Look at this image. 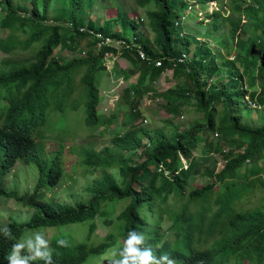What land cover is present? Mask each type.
<instances>
[{
	"label": "trees",
	"instance_id": "16d2710c",
	"mask_svg": "<svg viewBox=\"0 0 264 264\" xmlns=\"http://www.w3.org/2000/svg\"><path fill=\"white\" fill-rule=\"evenodd\" d=\"M48 1H42L43 8L39 12L35 0H30L31 16H24L25 5H13L12 0H0V5L5 6L0 17V28L7 31L4 36H0V52L9 54L15 49L36 47L30 57L18 62H15V59H5L2 61L5 65L0 67V87L7 91V95L0 98L4 100V112L6 116L21 115L19 122L10 120L0 125L2 151L0 194L5 198L15 199L20 208L34 209L24 222L8 218L5 223L0 224V229L5 226L10 228L15 237L8 240L0 232V264L4 263L12 245L23 240L21 236L25 228L33 230L32 228L41 226L68 225L90 220L82 242L72 245L67 243V247H62L56 243L60 238L48 240L53 249L54 264H80L88 253H102L111 247L118 248L119 244L114 245L115 240L111 233L104 237L105 242L91 245L87 241L96 228L94 218L107 216L112 203L119 200L126 201L123 208L114 216L115 231L117 238H121V244L127 233L135 229L144 233L147 242L155 246L158 252L168 253L174 258L176 264H192L193 258L197 264H231L229 260L233 256L235 264H241L240 256L249 255H254L258 261L264 255V209L255 207L252 211L241 213L234 211L232 204L251 187L249 184L252 176L258 173L256 162L264 156V122L249 125L242 121L241 109L236 105V102L242 101V95L246 93L239 80L243 74L248 79L252 77L249 71L253 67L256 70L253 78L258 80L257 84L261 88L255 93L258 94L257 99H252V93L249 97L252 99L251 102L263 104L261 94L264 91V0H250V3L246 0H229V5L228 0H214L220 7L221 21L226 27V33L219 41L216 40L217 46L224 49L219 62H216L215 55L208 45L198 42L195 37L192 39V36L187 37L185 34L179 36L180 29L172 28L183 0H135L138 6H148L145 17L153 34L149 40H139L137 34H132V41L118 32L108 31L109 21H105L97 28L89 20L85 25L81 24L80 13L82 4L85 5L83 0H72L71 7L67 9L70 10L67 13L71 18L63 19L67 21L66 26L46 22ZM197 1L206 3L213 0ZM110 2L114 3L116 10L114 18L121 17L119 6L113 0ZM108 7L110 5L106 6L105 10ZM258 10H262L263 15H258ZM121 20H124L126 26L131 29H135L138 22L136 17L129 19L123 17ZM214 26V29L218 27L217 24ZM60 27L63 35L60 33ZM255 29H259L256 41L260 44L254 51L255 42L248 31L255 32ZM18 30H21L23 37L18 36ZM68 30L74 34L70 40L66 38ZM92 33H97L102 40L109 38L117 42L119 53L116 56L127 58L135 70L139 63H143V69L134 82L135 89L128 87L129 89L123 90L125 98L132 91L131 98L127 100L129 108L127 113L130 116L139 114L137 105L134 106L135 98L142 93L150 92L147 87H143L146 76L152 73L157 76L162 69L172 67V74L186 69L187 92L194 97L195 104L204 118V125H194L187 132L178 131L171 136L163 134L160 129L155 133L141 127H133L123 135H115L111 139V146L115 148L117 154L121 155L123 151H130L135 147L142 149L143 146L144 157L133 164L127 163L121 157L118 165L119 180L103 170L100 179L92 180L84 188L89 194L86 201L63 203L42 200L38 197L37 191L44 185L51 184L50 177L59 175L62 171V166L58 164L55 155L52 154L46 161L34 154L32 132L44 124L48 98L58 91L67 94L75 90L73 78L82 68L78 82L84 88L77 91L84 99V124L93 125L100 115L95 109L98 86L94 74L99 69H105L103 54L116 50L95 38L92 41L93 45L99 44V48L96 51L82 49L83 57H71L65 62H60L52 52L57 45H60L59 48L68 47L75 50L82 42L76 43L73 39H82L80 37ZM241 34H245V37L242 38ZM175 40L184 48L180 52L187 54L180 62L176 61L180 52L175 53L172 46ZM191 43H195V46L188 59V46ZM137 50L143 52L145 60L139 59ZM230 53L232 58L228 57ZM196 54H200L199 59H195ZM249 55L252 57L247 59ZM155 60L160 61L158 66L153 64ZM237 64L242 65L241 70L237 68ZM220 65L228 66L230 69L226 81L212 78ZM132 71L134 70L124 71L126 74L121 79L126 80L127 74ZM162 97L165 106L174 103L173 98L166 93H162ZM232 99L235 100L234 105ZM211 129H216L221 136H235L242 150L222 151L218 142L213 143L206 140L205 136L202 138L197 134ZM143 136L148 139L147 146L143 145ZM256 142H259L260 146H257ZM199 143H203L202 148L206 145L211 151L220 153L223 166L218 171L205 169L204 174L210 181L196 190L187 191L185 174L193 168L195 160L199 159L192 154ZM148 147V151H145ZM203 152L204 149L201 150V154ZM80 158L87 166L96 163L101 167L109 165L108 161L101 160L91 149L82 152ZM182 159L186 167L181 163ZM17 161L33 162L37 168L39 178L30 193L17 194L3 189L4 176ZM246 161H250L252 165L241 173L247 182L236 185L232 178L236 176L240 164ZM160 163L164 166L163 170L170 171L167 176L162 174V169H157ZM258 182L264 184V179H258ZM216 184L223 185V191L220 194L216 193L210 200L208 193ZM184 195L186 197H183ZM105 203L110 204L107 211L103 210L107 206ZM210 204H214V207L211 206V212L204 217ZM163 211L169 218L166 229L161 225ZM107 223H111L110 220ZM168 230L170 234H167ZM32 234L34 233L31 232L28 236ZM242 243H245V246L241 250Z\"/></svg>",
	"mask_w": 264,
	"mask_h": 264
},
{
	"label": "rangeland",
	"instance_id": "374dc122",
	"mask_svg": "<svg viewBox=\"0 0 264 264\" xmlns=\"http://www.w3.org/2000/svg\"><path fill=\"white\" fill-rule=\"evenodd\" d=\"M42 1L43 0H35L39 12L43 8L41 5ZM83 1L85 5L83 6L82 4V12L80 13L82 18L81 24L85 25L89 20L93 22L94 27L97 28L105 21H109L110 25L108 26V31L118 32L130 41L133 40L132 34H137L136 36L139 37V40H149L151 38L153 33L150 31L145 17L148 6H138L134 2L135 0H113L115 4L119 6L121 13V17L117 18L116 16L114 18L116 10L114 8V3L110 4V0ZM196 1L197 0H183L182 6L178 8L177 12L176 18L179 19L177 26L181 29L183 35L185 34L187 37L192 36V39L195 37L198 42L208 45L215 55L216 62H219L220 59H222V51L224 49L217 46L216 40L219 41L221 36L226 33V27L221 21L222 12L220 11V7L217 6V2L214 0L206 3H200L198 1L196 3ZM71 2L72 0H49L46 6L47 12L45 21L61 24L62 27L66 26L67 21L63 19L71 18V15L67 13L70 11L67 9L71 7ZM246 2L250 3V0H246ZM12 3L13 5H25L26 10L23 12V15L31 16L30 0H12ZM229 4L230 2L228 0V5ZM108 5H110V7L105 10ZM4 9L5 6L0 5V17L3 15ZM257 14L263 15L262 10H258ZM123 17L125 19L136 17L138 20L136 28L131 29L129 26H126L124 20H121ZM107 18L110 19L105 20ZM140 18L141 20H139ZM30 23L32 24V22ZM216 24L218 27L214 29V25ZM172 28L177 29L174 23H172ZM6 32V30L0 28V36H4ZM60 33L62 34L61 27ZM248 34H250L253 42H255V51L260 44L256 41V34H259V29H255V32L248 31ZM22 35L21 30H18V36L23 37ZM72 35H74L72 31L68 30L66 32V38L68 40L71 39ZM241 36L244 38L245 34H241ZM80 38L82 39H73L76 43L82 42L75 50H70L68 47L59 48L60 45H57L53 49L52 55H55L60 62H65L71 57H83L84 53L82 49L89 48L96 51L99 48V44L93 45L92 42L95 38L100 41L101 37L97 33L88 34L86 37L83 36ZM107 41L111 42L113 40L107 38ZM112 44L119 46L117 42H112ZM172 46L175 53L184 50L182 44L180 42L178 43L176 40L175 44ZM194 46L195 43H191L188 46V59L193 52ZM35 48L36 47L31 46L24 50L15 49L9 54L0 52V67L1 65H5L2 62L5 59H15V62H18L30 57ZM241 53H243V51H241ZM185 56H187V54ZM105 57V69H99L94 74L97 79L95 83L98 86V100L95 106V109L98 110L100 114L98 121L93 125L84 124V99L80 92L77 91L84 88L78 82V77L83 71L81 68L73 78L75 90L67 94H64L62 91H58L57 94H52L48 98L44 124L41 127L38 126V128L32 132L35 143V156L48 161L53 154L58 158V164L62 166V171L59 175L50 177L51 184L44 185L38 191L42 200L63 203L85 201L88 199L89 194L84 188L90 184L92 180L100 179L103 170L112 175L116 180H119L118 165L120 164V160H122L120 159L121 157L129 164L140 161L144 157L145 153L142 152L143 146L142 149L135 147L130 151H123L121 155L117 154L115 148L111 146V139L115 135H123L133 127H141L142 129H147L149 132L152 131L155 133L157 129H160L163 134L171 136L178 131L187 132L194 125H204V118L195 104L194 97L191 93L187 92L188 81L186 69L178 70L173 74L171 73V69H162L157 76H154L153 73L148 74L145 78L143 87H147L150 92L147 94L142 93L135 98L134 106L137 105L139 114L137 116H130L127 113L129 110L127 100L131 98L132 91L130 90L129 96L125 98L123 90L129 88L135 89L136 86L134 82L136 76L143 69V63H139L135 70V67H133V64L127 58H118L116 55L110 56V54H107ZM194 57L195 59H199L200 54H196ZM228 57L232 58V54L230 53ZM251 57L252 55H249L247 59ZM113 62L116 64H113ZM237 68L241 70L242 65L237 64ZM132 69L134 71L127 74L126 80L120 79L126 74L124 71L127 72ZM229 72L230 69L228 66L220 65L212 78H219L222 79V81H226L230 75ZM255 72V67L250 69L249 75L252 77L249 79L245 74L242 75V79L239 80L241 83L240 86L245 89L246 93L242 95L241 102H236V105L241 109V120L249 125H258L264 122V91L261 94L263 104L260 105L251 102L252 99H257L258 94L255 95V93L261 88V86L257 84L258 80L253 78ZM162 93H166L169 97L173 98L174 103L165 106ZM251 93L253 94L252 99L249 97ZM158 94L159 99L157 100ZM6 95V89L0 87V98ZM234 101L235 100L232 99V105H234ZM3 104L4 100L0 99V112L4 110ZM19 117H21V115L6 116L4 112L3 115H0V124H4L9 120L19 122ZM215 118L217 117L215 116ZM211 130L207 132H197V134L202 138L205 136L206 140L212 141L213 143L218 142L220 149H223L222 151H226V149H232L234 151L242 150V146H238L239 141L235 136L225 137L221 136L216 129ZM142 140L143 145L147 146L148 139L143 136ZM202 144L203 143L197 144L196 149L192 152L193 156L199 159L195 160L193 168L185 174L187 191L190 189L196 190L202 187L204 183L210 181L204 174L205 169L218 171L223 166L221 154L216 151H211L206 145L205 148H202ZM256 145L260 146L259 142H256ZM86 149H91L96 152L98 157L101 160L108 161L109 165L101 167L96 163L95 165L87 166L81 162L82 158H80V154ZM148 149L149 147L145 151H148ZM202 149H204V152L201 154ZM263 159L264 156L259 158V162H256L258 173L252 176V181L249 184L251 187L247 191H244V194L232 204L234 211L242 213L245 211H252L255 207H259L261 210L264 209V186H260L264 184L258 182V179H264ZM181 163L186 167L183 159ZM160 164L163 170L164 166L162 163ZM250 165V161L240 164L236 176L232 178V180L237 183L236 185H243L247 182V179L245 180L241 173L246 171ZM169 172L168 170H163L162 174L167 176ZM9 178L11 179L7 182ZM38 178V171L33 162L22 163L17 161L11 170L5 174L2 186L6 192L13 191L17 194H23L31 190V186L35 184ZM222 191L223 185H214L208 193L210 200L215 197L216 193L220 194ZM183 197L186 196L184 195ZM105 204H107V206L103 208V210L107 211L110 204ZM125 204L126 201L124 200L115 201L112 203L110 212L107 216H103L102 218L96 217V228L87 241L88 244L95 245L102 240V237L110 233L114 236L115 246L120 244V240L117 238L115 231L116 223L114 216H116L118 211L122 209ZM19 206L20 205L17 204L14 199L5 198L4 195L0 194V221L2 222L0 224L5 223L8 218L17 222H24L29 217L30 213L34 211L33 208L27 207V209H24ZM211 206L214 207V204L208 206L204 213V217L211 212ZM162 217L161 225L163 229H166L169 218L166 216L165 211H163ZM108 220H110L111 223H107ZM89 223L90 220H84L80 223L68 225L41 226L35 229L32 228L33 230L25 228L21 238H26L31 232L43 233L45 231L43 234L47 240L51 238H60L72 245L84 241ZM167 234H170L169 230ZM244 246L245 243L240 245L241 250ZM110 255V248L105 249L102 253H90L80 264H108ZM240 257L241 264H264V255L258 261H256L254 255ZM229 261L231 264H235L234 256Z\"/></svg>",
	"mask_w": 264,
	"mask_h": 264
},
{
	"label": "clouds",
	"instance_id": "9594fccd",
	"mask_svg": "<svg viewBox=\"0 0 264 264\" xmlns=\"http://www.w3.org/2000/svg\"><path fill=\"white\" fill-rule=\"evenodd\" d=\"M139 20H141V18ZM178 20L179 19L176 18L175 22H178ZM175 27H178L177 24H175ZM181 34H183V32L180 29L178 35L181 36ZM109 46L116 50V52L108 51L109 53H111L110 56H115L116 54L119 53L117 50L119 46H115L112 43ZM180 53H184V52H180ZM103 58H104V54H103ZM158 99L159 97L157 98V100ZM3 113L4 110L3 112H0V115H3ZM11 168L8 170V172L11 170ZM157 169L158 170L161 169V164L158 165ZM32 187L33 185L31 186V190L27 191V193H30L32 191ZM38 197L40 198L39 194ZM94 222H95V218H94ZM0 232H2L3 236L8 240L15 239L11 229L6 226L3 229H0ZM43 233L36 232L31 236H28L23 240L13 244L12 248H10L9 251L7 252L6 259L3 264H54L52 258L53 249L50 247L49 241L45 238ZM104 237H102V240L99 241L100 243L105 242L106 239H104ZM119 240H120L119 247L116 249L114 247H111L110 249L111 255L109 257L108 264H176L174 258L170 257L168 253L158 252L155 246H153L150 242H147L146 235L144 233L137 232L135 229L130 230L127 233V236L126 238L123 239L122 244H121V238ZM56 243L59 246L67 247V241L64 239H58ZM193 261L194 262L192 264H197L195 258H193Z\"/></svg>",
	"mask_w": 264,
	"mask_h": 264
},
{
	"label": "built area",
	"instance_id": "2783aa9c",
	"mask_svg": "<svg viewBox=\"0 0 264 264\" xmlns=\"http://www.w3.org/2000/svg\"><path fill=\"white\" fill-rule=\"evenodd\" d=\"M178 23H179V22H175V24H178ZM100 43H102V44L104 43V44H106V45H110V44L112 43V41L109 42V41H107V38H105L103 41L100 40ZM107 54H110V55H111V53L106 52V53H104V58H106L105 56H106ZM137 54H138V56H139L140 59L145 60V56H144V54H143V52H142L141 50H137ZM185 57H186V56H185L184 53H180V54L176 57V61H177V62H180V61H182ZM153 64H154V66H158V65L160 64V61H159V60H155V61H153ZM173 65H174V62H172V66H173ZM171 68H172V67H171ZM171 68H165V70H166V69H171Z\"/></svg>",
	"mask_w": 264,
	"mask_h": 264
}]
</instances>
